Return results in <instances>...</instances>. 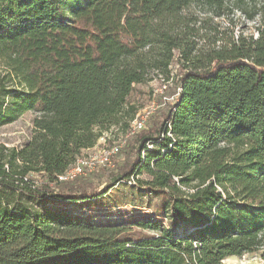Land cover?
<instances>
[{
	"label": "trees",
	"instance_id": "1",
	"mask_svg": "<svg viewBox=\"0 0 264 264\" xmlns=\"http://www.w3.org/2000/svg\"><path fill=\"white\" fill-rule=\"evenodd\" d=\"M174 66L178 101L117 180L161 197L158 217L102 225L50 207L101 195L61 193L57 177L127 131L134 88ZM27 113L29 140L0 145V264L264 257V0H0V127Z\"/></svg>",
	"mask_w": 264,
	"mask_h": 264
},
{
	"label": "rangeland",
	"instance_id": "2",
	"mask_svg": "<svg viewBox=\"0 0 264 264\" xmlns=\"http://www.w3.org/2000/svg\"><path fill=\"white\" fill-rule=\"evenodd\" d=\"M244 25L239 24L235 32ZM255 25H249L251 29L246 30L247 34L254 31ZM229 32V31H227ZM178 66L173 67V80L164 81L162 76L151 73L146 84L137 85L132 92L129 102L135 104L138 108L136 117L146 120V129L135 135H130L131 124L126 131L114 129L109 133V143L122 144L121 153L114 158L113 165L108 168H99L97 171L82 177L71 183H63L57 186V191L74 195L82 191H88L93 194H101L98 198L83 203L71 201H54L46 199L50 207L68 210L76 218L86 217L95 224H129L135 220L156 219L162 207L163 199L148 191L144 186L138 183L128 184L125 181L117 182L121 173L133 163L136 157L138 147L137 138L143 132L152 127L153 119L160 113L168 111L172 106L171 102L165 104V98H172L178 92L177 82ZM162 104L161 109L153 110V105ZM37 114L27 113L18 121L0 127V145L9 148L21 147L32 135L33 119ZM89 151H84L82 157H86ZM144 180L147 177H137ZM38 186L42 185L44 178L41 175L34 176ZM117 182V183H115ZM116 184V185H115ZM133 236H140L139 231H135ZM225 264H264L262 253H255L243 257H233L225 261Z\"/></svg>",
	"mask_w": 264,
	"mask_h": 264
},
{
	"label": "built area",
	"instance_id": "3",
	"mask_svg": "<svg viewBox=\"0 0 264 264\" xmlns=\"http://www.w3.org/2000/svg\"><path fill=\"white\" fill-rule=\"evenodd\" d=\"M181 89L178 88V92L175 96L168 99L165 98V104L171 102V105L177 103ZM163 105H153V112L161 109ZM130 135H135L146 129V120L139 119L136 117L131 122ZM110 134L105 133L101 136L98 141V144L95 148L90 149L86 157H79L74 164H72L64 174L57 177L58 182L60 183H69L74 182L79 178L87 177L89 174L97 171L99 168H108L113 165V160L121 153L123 147L122 144H110ZM128 184H131V181H128Z\"/></svg>",
	"mask_w": 264,
	"mask_h": 264
},
{
	"label": "crops",
	"instance_id": "4",
	"mask_svg": "<svg viewBox=\"0 0 264 264\" xmlns=\"http://www.w3.org/2000/svg\"><path fill=\"white\" fill-rule=\"evenodd\" d=\"M87 151H90V150H86V152H87Z\"/></svg>",
	"mask_w": 264,
	"mask_h": 264
}]
</instances>
